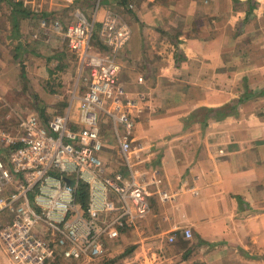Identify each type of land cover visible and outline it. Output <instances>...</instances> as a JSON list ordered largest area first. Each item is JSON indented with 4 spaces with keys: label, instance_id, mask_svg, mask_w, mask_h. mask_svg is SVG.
<instances>
[{
    "label": "crops",
    "instance_id": "0c3cea01",
    "mask_svg": "<svg viewBox=\"0 0 264 264\" xmlns=\"http://www.w3.org/2000/svg\"><path fill=\"white\" fill-rule=\"evenodd\" d=\"M22 1L38 24L60 18L43 0L41 10ZM79 1L65 6L75 11ZM11 9L12 21L20 18ZM110 9L132 30L120 81L123 100L135 102L134 128L127 161L118 140L124 126L102 115L100 154L106 176L145 186L150 212L107 243L134 251L126 264H264V0H103L97 28ZM30 37L55 47L60 39L46 42L38 26ZM77 61L49 76L40 68L33 80L47 102L44 123L69 115L78 126L85 86ZM0 264H14L1 243Z\"/></svg>",
    "mask_w": 264,
    "mask_h": 264
},
{
    "label": "built area",
    "instance_id": "2783aa9c",
    "mask_svg": "<svg viewBox=\"0 0 264 264\" xmlns=\"http://www.w3.org/2000/svg\"><path fill=\"white\" fill-rule=\"evenodd\" d=\"M102 1L94 0L91 16L76 8L70 22L61 18L39 21L46 42L62 39L80 62L79 86L85 90L78 126L71 127L69 115H54L44 123L32 114L22 119L17 135L0 127V151H4L0 158V243L14 264H47L58 254L73 261L99 259L106 255L107 239L118 238L125 226L150 212L145 186L135 178L121 184V175L115 182L105 175L100 156L104 144L101 117L105 115L115 127L117 123L124 126L118 140L123 157L130 159L134 121L129 109L135 105L133 100H123L125 89L120 81L122 53L132 30L111 9L97 28ZM95 34L102 50L96 48ZM65 177L72 179V186ZM81 180L90 189L86 213L75 196ZM184 235L192 237L191 230L185 229ZM174 239L175 235L170 236V241Z\"/></svg>",
    "mask_w": 264,
    "mask_h": 264
},
{
    "label": "rangeland",
    "instance_id": "374dc122",
    "mask_svg": "<svg viewBox=\"0 0 264 264\" xmlns=\"http://www.w3.org/2000/svg\"><path fill=\"white\" fill-rule=\"evenodd\" d=\"M22 1V0H21ZM17 0H0V127L13 135H17L20 129V122L32 114L42 116L45 120L49 116L48 110L42 113V105L45 103V98L40 96L36 91L37 76H40V68L46 67L45 76L50 75V71L54 74L65 72L66 70H74L76 68L77 57L70 50L69 46L62 39L55 41L50 45H45L41 41H34L32 39L33 27H39L37 17L30 20V11L23 1ZM44 8L50 9L53 13H58L63 21H70L74 19V8L65 6L66 1L63 0H43ZM46 2H49L46 4ZM33 3V2H32ZM43 3L41 0H36L35 8L41 10ZM85 8V12L90 16L92 5L91 1L81 0L75 4ZM14 8L15 12L19 11L17 20L12 21L8 14ZM20 11H26L22 13ZM13 14V13H11ZM17 14V13H16ZM27 14V16H25ZM5 17V19H4ZM101 18V15H99ZM16 22H18L16 24ZM40 37L39 34H37ZM36 36V37H37ZM37 37V38H38ZM98 39V35H94V40ZM32 40V41H31ZM97 41V40H96ZM101 44V42H100ZM103 48L101 45H96V48ZM64 49L62 57L58 55L59 49ZM97 48V49H98ZM71 66L68 69L64 68V62ZM63 61V63H62ZM69 61V62H68ZM76 62V63H75ZM75 63V64H74ZM31 67L33 70L31 71ZM39 85V84H38ZM44 86L43 84H41ZM46 86V85H45ZM44 88V87H43ZM53 94L52 92H48ZM44 101V102H43ZM45 109V108H44ZM46 116H45V115ZM101 156V154H100ZM4 157V151H0V158ZM102 158V156H101ZM115 182H119L116 176L111 177ZM125 246L123 243L115 241V243H107L106 240V255L93 261H73L66 260L59 254L51 257L47 264H126L128 258H131L133 252L123 251ZM111 252L112 254H108Z\"/></svg>",
    "mask_w": 264,
    "mask_h": 264
},
{
    "label": "trees",
    "instance_id": "16d2710c",
    "mask_svg": "<svg viewBox=\"0 0 264 264\" xmlns=\"http://www.w3.org/2000/svg\"><path fill=\"white\" fill-rule=\"evenodd\" d=\"M17 23L18 22H16V24ZM75 196H76V201L80 205L82 211L86 213L90 199V189L88 183L82 180L79 181L78 187L75 191Z\"/></svg>",
    "mask_w": 264,
    "mask_h": 264
},
{
    "label": "water",
    "instance_id": "95a60500",
    "mask_svg": "<svg viewBox=\"0 0 264 264\" xmlns=\"http://www.w3.org/2000/svg\"><path fill=\"white\" fill-rule=\"evenodd\" d=\"M65 181H66L67 185L72 186V184H73L72 179H70L69 177H65Z\"/></svg>",
    "mask_w": 264,
    "mask_h": 264
}]
</instances>
